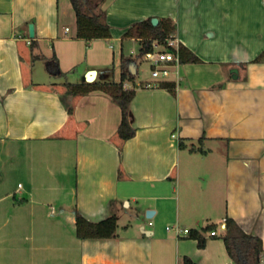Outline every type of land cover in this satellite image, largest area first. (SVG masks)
Instances as JSON below:
<instances>
[{
	"label": "crops",
	"instance_id": "crops-1",
	"mask_svg": "<svg viewBox=\"0 0 264 264\" xmlns=\"http://www.w3.org/2000/svg\"><path fill=\"white\" fill-rule=\"evenodd\" d=\"M101 10L111 35L87 42L70 0H0V264H233L227 217L264 248V0H105ZM155 18L200 61L141 79L134 26ZM123 57L135 91L124 143L106 89L67 87L120 83ZM78 215H115L116 236L79 239ZM175 227L203 234L205 248Z\"/></svg>",
	"mask_w": 264,
	"mask_h": 264
},
{
	"label": "trees",
	"instance_id": "trees-1",
	"mask_svg": "<svg viewBox=\"0 0 264 264\" xmlns=\"http://www.w3.org/2000/svg\"><path fill=\"white\" fill-rule=\"evenodd\" d=\"M105 0H70L77 18V38L87 42L96 39H106L111 35L110 26L106 21V13L101 10V5ZM134 29L143 37L144 54L153 50V43H165L171 36L173 28L164 22H159L154 26L151 19L137 23ZM131 34V33H130ZM35 42L32 41L31 47L34 49ZM180 63H198L200 60L188 51L185 47H179ZM48 69L51 72L59 71L58 59L56 55L47 59ZM264 61V55L258 57L255 62ZM131 59L122 58L121 71L122 79L120 83H86L85 85L68 84V92L77 93V88H84L83 93H89L93 90H105L110 93L114 102H116L122 111L121 124L117 131V136L122 143L132 139L135 136L133 127V115L131 104L135 97V91H129L124 88V82L133 80L129 75L128 67ZM160 88L174 92V83H163ZM72 113V109H69ZM200 141H203L201 139ZM182 145V143L180 144ZM183 147V145H182ZM219 225H209L203 228V233H211L218 230ZM117 217L110 216L99 223H92L81 215L76 217V235L79 239H106L116 236ZM191 237L198 240V247L204 249L206 239L203 234L192 233ZM220 238L226 245L227 252L233 264H260L264 253L263 241L259 236L246 233L235 220L227 217L225 220V230ZM180 264H197L189 257H184Z\"/></svg>",
	"mask_w": 264,
	"mask_h": 264
},
{
	"label": "built area",
	"instance_id": "built-area-1",
	"mask_svg": "<svg viewBox=\"0 0 264 264\" xmlns=\"http://www.w3.org/2000/svg\"><path fill=\"white\" fill-rule=\"evenodd\" d=\"M180 41L178 38L170 37L165 43L155 42L153 50L144 54V60L152 66V77L154 79H167L170 76V68L173 65L180 63L179 56ZM54 213V210L52 211ZM171 227H167L170 230ZM175 231L179 237L190 236L191 232L188 229L175 227ZM212 236H217L216 231L211 232ZM264 264V257L261 258V263Z\"/></svg>",
	"mask_w": 264,
	"mask_h": 264
},
{
	"label": "water",
	"instance_id": "water-1",
	"mask_svg": "<svg viewBox=\"0 0 264 264\" xmlns=\"http://www.w3.org/2000/svg\"><path fill=\"white\" fill-rule=\"evenodd\" d=\"M152 23H153L154 26H156V25H158L159 21H158V19L155 18V19L152 20ZM29 28H30V36H31V38H34V36H35L34 25L31 24ZM231 73L237 74L238 71L236 69H232ZM90 75L94 76L95 72H91ZM87 80L88 81H92L90 78L87 79ZM153 215H154V211H148L147 212V217L148 218H151Z\"/></svg>",
	"mask_w": 264,
	"mask_h": 264
},
{
	"label": "rangeland",
	"instance_id": "rangeland-1",
	"mask_svg": "<svg viewBox=\"0 0 264 264\" xmlns=\"http://www.w3.org/2000/svg\"><path fill=\"white\" fill-rule=\"evenodd\" d=\"M151 77V69L148 63L143 62L140 68V78L149 79Z\"/></svg>",
	"mask_w": 264,
	"mask_h": 264
},
{
	"label": "bare ground",
	"instance_id": "bare-ground-1",
	"mask_svg": "<svg viewBox=\"0 0 264 264\" xmlns=\"http://www.w3.org/2000/svg\"><path fill=\"white\" fill-rule=\"evenodd\" d=\"M94 77H95V75H94V76H93V75H90V76H89V78H90L91 80H93Z\"/></svg>",
	"mask_w": 264,
	"mask_h": 264
}]
</instances>
